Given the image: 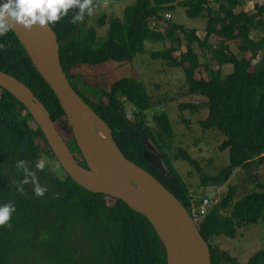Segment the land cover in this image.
I'll use <instances>...</instances> for the list:
<instances>
[{
  "label": "trees",
  "instance_id": "16d2710c",
  "mask_svg": "<svg viewBox=\"0 0 264 264\" xmlns=\"http://www.w3.org/2000/svg\"><path fill=\"white\" fill-rule=\"evenodd\" d=\"M176 4L184 8L188 18H206L202 38L197 30L186 29L164 17ZM241 5V0H134L124 8L119 23L113 24L119 27L117 35L109 28L100 41L94 26L87 27V12L73 23L71 18L77 10L69 9L49 25L60 42V64L70 85L108 124L123 155L154 176L187 209L192 188L177 173L167 153L173 137L171 124L164 113L151 115L154 128L148 124L145 111L151 103L143 83L125 76L106 87H90L82 84V75L75 70L107 61H131L143 51L147 40L168 42L153 56L164 60L167 67L181 69L188 92L206 99L207 115L199 124L223 134L218 148L228 151V162L208 175L186 151L179 150V154L194 166L199 186L217 188L234 170L252 169L264 163V38L250 35L252 29H264V3H254L250 11ZM104 20L102 14L96 22L102 26ZM153 20L157 29L150 25ZM108 21L111 24L113 19ZM179 32L185 35L184 50ZM214 36L212 43L210 38ZM194 43L209 53L215 67L199 61ZM231 43L236 45L237 53L230 50ZM247 52L250 57L245 56ZM225 64L231 69L223 74ZM0 70L22 81L54 121L64 118L55 94L12 30L0 36ZM122 97L139 110L133 122L125 118ZM192 105L181 103L178 107ZM32 122L24 106L0 88V203L11 202L15 206L8 221L10 227L0 226V264H166L164 246L148 219L120 199L82 188L55 158L52 163L60 172L54 171L46 157L53 154L41 130ZM145 138L160 152L170 175L147 158ZM37 140L43 143L42 150ZM67 144L76 149L78 162L85 167L74 139ZM38 158L46 160L42 171L34 169ZM21 159L36 172L39 184L46 186L43 195L33 194L30 181L21 184L23 173L15 167ZM17 185L24 189L23 193L16 190ZM236 190V185H229L200 224L199 233L208 242L210 264H235L236 258L211 240L219 236L234 238L238 227L256 223L264 213V191L251 190L233 201ZM228 207L231 208L226 213ZM247 264H264V249L253 253Z\"/></svg>",
  "mask_w": 264,
  "mask_h": 264
},
{
  "label": "water",
  "instance_id": "95a60500",
  "mask_svg": "<svg viewBox=\"0 0 264 264\" xmlns=\"http://www.w3.org/2000/svg\"><path fill=\"white\" fill-rule=\"evenodd\" d=\"M11 30L55 94L85 167L58 131L57 122L22 81L0 70V88L24 106L64 172L82 188L120 199L144 215L164 246L166 264H210L208 243L187 209L154 176L123 155L108 124L70 85L60 64V42L55 31L49 25L35 24L28 30L14 24ZM144 142L147 158L170 175L162 157L146 138Z\"/></svg>",
  "mask_w": 264,
  "mask_h": 264
},
{
  "label": "rangeland",
  "instance_id": "374dc122",
  "mask_svg": "<svg viewBox=\"0 0 264 264\" xmlns=\"http://www.w3.org/2000/svg\"><path fill=\"white\" fill-rule=\"evenodd\" d=\"M133 1L112 0L108 1V5L106 6L98 5L95 9H91L90 13L87 12V27L93 28L94 26L95 30L93 31L97 33L98 41L104 38L106 30L109 28L114 35H117L119 27L113 24L119 23L124 8L131 5ZM102 2H105V0H102ZM241 2V6L250 11L253 10L254 3L261 4L264 3V0H241ZM166 12H169V21L182 25L186 29L198 30L197 34H199L200 38L203 37L204 26L206 24L205 17L188 18L185 15L184 8L177 4L174 5L173 9ZM102 14H105V20L102 26H99L96 21L98 16ZM108 19H113L111 24ZM150 25L154 29L158 28L155 20ZM162 25L164 26L165 22ZM179 35L182 37L181 50H184L185 35H182L180 32ZM250 35L254 38H264V29H252ZM215 39V36L211 37L210 42ZM167 45H169L168 42H152L147 40L144 42L143 51L136 54L131 61L121 63L107 61L93 67L83 65L75 71L82 75V84L90 87H106L115 79L125 76H133L137 80H140L151 103V107L146 111L149 119L148 124L154 128L155 125L150 120L153 113H164L167 116L173 130L171 147L167 152L169 160L183 181L189 185V188L193 189L199 186V175L194 166L181 157L179 150L186 151L197 161L200 169L208 175L216 173L227 164L228 151L218 148L224 138L220 131L216 129H203L199 124V121L207 115L206 99L199 94L188 92L181 69L167 67L164 60L163 62L160 57L153 56L154 52L163 50ZM94 47H96V43L93 45ZM193 47L201 63L207 62L211 67L216 66V63L210 59L207 51H201L197 43H194ZM230 50L235 53L238 52L236 45L233 43L230 44ZM245 56L250 57V53H245ZM252 63H255V59L252 60ZM230 69L231 66L225 64L222 66V73L225 74ZM79 88H83V86L80 84ZM181 103H192L193 105L188 108H179L178 106ZM57 129L63 139L69 143L72 135L64 118L57 121ZM39 141L37 140V143L40 144V149L42 150L44 145ZM148 142L152 147L154 146L151 141L148 140ZM73 150L76 151L74 147ZM155 151L161 156L157 149ZM45 154L48 155V151H45ZM46 157L49 160L48 163L53 166L54 171L57 170L59 173L60 171L56 165L52 163L54 156ZM229 185H236L237 188L233 201L251 190L264 191V163L252 169L239 168L234 170L229 179L217 188L214 186L203 187L210 196H214L216 192L215 197L218 198L227 190ZM230 208L228 207L225 212L228 213ZM211 243L217 245L220 250L227 251L230 256L235 257V264H247L248 258L253 253L264 249V213L256 223L238 227L234 238L219 236L212 239ZM80 249L83 252L85 251V248L83 249L81 246Z\"/></svg>",
  "mask_w": 264,
  "mask_h": 264
},
{
  "label": "clouds",
  "instance_id": "9594fccd",
  "mask_svg": "<svg viewBox=\"0 0 264 264\" xmlns=\"http://www.w3.org/2000/svg\"><path fill=\"white\" fill-rule=\"evenodd\" d=\"M94 2L95 0L92 3L91 0H0V36L9 32L14 24H19L26 30L30 29L34 24L46 27L66 15L68 10L72 8L77 10L71 18L72 22L76 23L83 19L86 12L90 13L91 9L96 8L93 7ZM166 15L167 18L165 17ZM164 17L169 19V12H165ZM125 99L128 102L126 97ZM45 164L46 160L44 158H38L34 164V169L42 171L45 168ZM15 167L23 173L21 184H26L30 181L33 185L34 195L41 196L44 194L47 190L46 186L39 184L36 172L30 170L24 160H17ZM16 190L21 193L24 192L20 185H17ZM14 211L15 206L11 202L0 203V226L10 227L8 221Z\"/></svg>",
  "mask_w": 264,
  "mask_h": 264
},
{
  "label": "built area",
  "instance_id": "2783aa9c",
  "mask_svg": "<svg viewBox=\"0 0 264 264\" xmlns=\"http://www.w3.org/2000/svg\"><path fill=\"white\" fill-rule=\"evenodd\" d=\"M108 1L112 0H105V2H102V0H95L93 7L95 8L98 5L106 6L108 5ZM165 17L167 18V15ZM122 101H124L123 111L125 118L128 121L133 122L136 119L139 110L136 108V106L126 102L125 97H122ZM215 194L216 192L214 193V196H210L203 186H198L189 191L188 213L192 219V222L198 229L200 224L203 222L205 215L208 213V210L217 199Z\"/></svg>",
  "mask_w": 264,
  "mask_h": 264
},
{
  "label": "flooded vegetation",
  "instance_id": "af4514ba",
  "mask_svg": "<svg viewBox=\"0 0 264 264\" xmlns=\"http://www.w3.org/2000/svg\"><path fill=\"white\" fill-rule=\"evenodd\" d=\"M68 146L70 147V150L72 151V153L76 156V159L78 160L77 155H76V152H74L73 148H71L70 145H68Z\"/></svg>",
  "mask_w": 264,
  "mask_h": 264
},
{
  "label": "bare ground",
  "instance_id": "6f19581e",
  "mask_svg": "<svg viewBox=\"0 0 264 264\" xmlns=\"http://www.w3.org/2000/svg\"><path fill=\"white\" fill-rule=\"evenodd\" d=\"M153 185H155L153 182H151ZM208 243V242H207Z\"/></svg>",
  "mask_w": 264,
  "mask_h": 264
},
{
  "label": "crops",
  "instance_id": "0c3cea01",
  "mask_svg": "<svg viewBox=\"0 0 264 264\" xmlns=\"http://www.w3.org/2000/svg\"><path fill=\"white\" fill-rule=\"evenodd\" d=\"M197 32H198V30H197Z\"/></svg>",
  "mask_w": 264,
  "mask_h": 264
}]
</instances>
